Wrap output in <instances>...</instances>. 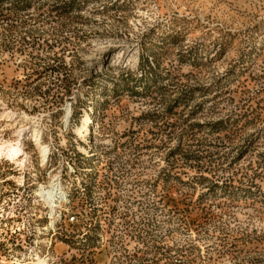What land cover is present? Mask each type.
Masks as SVG:
<instances>
[{
  "label": "rangeland",
  "instance_id": "374dc122",
  "mask_svg": "<svg viewBox=\"0 0 264 264\" xmlns=\"http://www.w3.org/2000/svg\"><path fill=\"white\" fill-rule=\"evenodd\" d=\"M1 148L0 264H264V0H0Z\"/></svg>",
  "mask_w": 264,
  "mask_h": 264
},
{
  "label": "bare ground",
  "instance_id": "6f19581e",
  "mask_svg": "<svg viewBox=\"0 0 264 264\" xmlns=\"http://www.w3.org/2000/svg\"><path fill=\"white\" fill-rule=\"evenodd\" d=\"M3 148H1L0 149V153L2 154L4 151L2 150ZM5 149V148H4ZM46 148H44L43 149V157H44V159L46 160ZM21 154H22V150L19 148V147H15V146H13L12 144L11 145H9V148H8V156H9V158L11 159V160H15V159H17V158H19L20 156H21Z\"/></svg>",
  "mask_w": 264,
  "mask_h": 264
}]
</instances>
